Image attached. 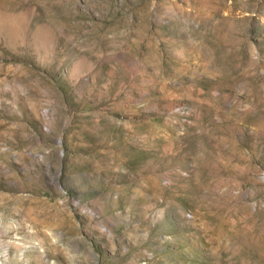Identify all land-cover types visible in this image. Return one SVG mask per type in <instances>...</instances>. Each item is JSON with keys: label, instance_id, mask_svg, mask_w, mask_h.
<instances>
[{"label": "rangeland", "instance_id": "obj_1", "mask_svg": "<svg viewBox=\"0 0 264 264\" xmlns=\"http://www.w3.org/2000/svg\"><path fill=\"white\" fill-rule=\"evenodd\" d=\"M0 223V264H264V0H0Z\"/></svg>", "mask_w": 264, "mask_h": 264}, {"label": "bare ground", "instance_id": "obj_2", "mask_svg": "<svg viewBox=\"0 0 264 264\" xmlns=\"http://www.w3.org/2000/svg\"><path fill=\"white\" fill-rule=\"evenodd\" d=\"M11 230V229H10ZM11 232V231H10ZM6 233L3 229L2 223H0V234ZM4 235V234H3ZM18 248V247H17Z\"/></svg>", "mask_w": 264, "mask_h": 264}]
</instances>
